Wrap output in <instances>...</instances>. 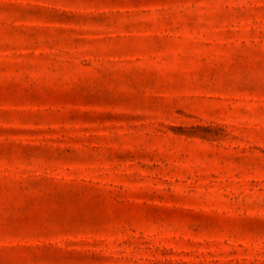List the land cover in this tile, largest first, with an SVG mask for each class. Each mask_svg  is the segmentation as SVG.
<instances>
[{"label": "rangeland", "instance_id": "374dc122", "mask_svg": "<svg viewBox=\"0 0 264 264\" xmlns=\"http://www.w3.org/2000/svg\"><path fill=\"white\" fill-rule=\"evenodd\" d=\"M0 264H264V0H0Z\"/></svg>", "mask_w": 264, "mask_h": 264}]
</instances>
